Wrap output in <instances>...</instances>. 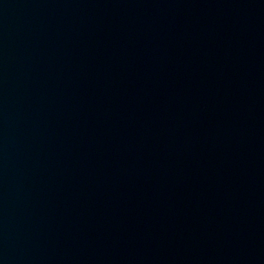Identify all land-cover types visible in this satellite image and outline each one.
<instances>
[{"label": "water", "instance_id": "water-1", "mask_svg": "<svg viewBox=\"0 0 264 264\" xmlns=\"http://www.w3.org/2000/svg\"><path fill=\"white\" fill-rule=\"evenodd\" d=\"M0 264H264V0H0Z\"/></svg>", "mask_w": 264, "mask_h": 264}]
</instances>
